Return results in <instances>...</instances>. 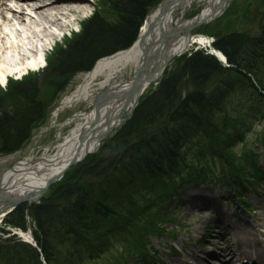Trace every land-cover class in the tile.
Masks as SVG:
<instances>
[{"label": "trees", "instance_id": "1", "mask_svg": "<svg viewBox=\"0 0 264 264\" xmlns=\"http://www.w3.org/2000/svg\"><path fill=\"white\" fill-rule=\"evenodd\" d=\"M159 2L103 0L82 30L68 37L50 57L44 73L59 81L50 84L53 93H60L65 80L90 71L97 61L129 49ZM214 48L225 55L229 67L204 51L186 55L178 70L165 74L156 91L140 102L123 128L122 143L134 145L121 159L102 164L99 158L91 162L94 158L88 157L52 187L48 200L27 209L21 206L4 220L6 227L26 231L30 218L41 252L15 236L0 238V264H44L42 257L47 264L95 260L109 250L115 236L125 233L135 240L128 245L131 251L150 264H160L145 246L150 233L157 231L147 229L141 234L139 225L167 223L170 201L178 195L176 186L200 185L214 176V158L230 169V186L248 208L241 178L248 174L259 182V157L247 151L243 167H237L232 146L242 140L245 126L240 129L235 118L225 115V106L239 87L262 96L264 30L259 38L219 33ZM38 79L31 76L0 90V151L19 150L33 128L47 119L50 103L35 98ZM251 109L256 113L258 104ZM193 145L196 163L190 157Z\"/></svg>", "mask_w": 264, "mask_h": 264}, {"label": "bare ground", "instance_id": "2", "mask_svg": "<svg viewBox=\"0 0 264 264\" xmlns=\"http://www.w3.org/2000/svg\"><path fill=\"white\" fill-rule=\"evenodd\" d=\"M226 2L227 0H161L147 16L139 37L129 49L103 58L90 71L81 73V81L69 90L53 111L50 127L55 130L56 141L35 150L28 158L2 173L0 215H3L0 216V222L3 220L4 223L6 218L8 209L2 211L5 207L12 209L14 202L37 199L71 164L81 159L84 162L88 157L99 153L105 133L119 127L125 116L135 112L140 104L137 102L150 89L159 86L175 58L194 46H199L201 50L211 51L223 60L215 57L220 63L229 66L225 55L211 45V38L198 35V32L193 33L219 18L225 12ZM97 4L101 5L96 0H38L36 4L21 5L15 0H0V82L5 84L6 79L11 76L24 79L44 73L49 66L50 54L60 45L58 39L61 37L57 32L63 33L82 26L85 18L80 19L81 15L92 14L91 11ZM197 4L204 5V9L195 18L186 20L187 13ZM31 6L40 8L32 10ZM187 29L190 36L185 34ZM167 59L171 61L163 70ZM134 87L138 91L131 94ZM83 106L85 110L81 109ZM64 113L69 115L64 122H60ZM114 144H109L105 157L99 158L102 164L111 161L115 155H120L114 150ZM129 144L130 147L134 145L129 142L122 146L126 148ZM4 201L8 203L5 204ZM41 202H27L29 204L24 208ZM194 202L197 206L202 204L215 209V216H212L211 221L220 230L223 241L233 231L240 234L241 231L237 228L239 225H244L243 231L254 230L256 227L244 215L239 217V214L234 217V224L202 196L195 197ZM3 232L1 236L6 235ZM19 235L25 241L33 242L29 233L21 232ZM238 247L244 250L238 242L227 248L225 254L229 263L264 264V255L256 256L252 253L251 249L254 247L249 246L248 249L252 254L244 250V255L238 253ZM206 257L211 258L209 255ZM215 257L216 254L213 258Z\"/></svg>", "mask_w": 264, "mask_h": 264}, {"label": "rangeland", "instance_id": "3", "mask_svg": "<svg viewBox=\"0 0 264 264\" xmlns=\"http://www.w3.org/2000/svg\"><path fill=\"white\" fill-rule=\"evenodd\" d=\"M96 2L102 4L103 0H96ZM159 3L155 5L151 13L156 9ZM203 9L204 5H195L187 13L185 19L191 20L195 18V16L201 13ZM93 11H96V7ZM255 11L264 13V0H231L229 6L225 12L219 16V18L213 20L210 25H205L199 29H196L193 31V33L198 32V35H204L214 41L216 40V36L219 33L225 35L230 32L242 33L250 37L259 38L262 34V31L264 30V16H257L254 13ZM93 13L81 15L80 19H90L92 15H95ZM111 19H113L112 16ZM70 30L71 29L63 33L57 32L59 33V37H61L58 39L60 45L63 46L68 37L73 38L74 34L80 32L82 30V26H76L75 28H72L71 31ZM200 48L201 47L199 46H194L182 56L175 58L170 63L166 74L178 70L182 59L185 58L186 55L201 51ZM54 52H56L55 49L50 54L51 57L53 56ZM222 65L227 66L225 64ZM81 73L85 72L77 73L73 77L65 80L66 82L63 83L65 87L58 94H54L52 88L50 87L51 83L59 84V81L55 79L53 74L42 73L36 74L35 76L32 75L33 78H38L39 76V88L35 96L36 100L50 103L47 119L43 124H39L37 127L33 128L29 140L19 150L11 153L2 150L0 151V177L2 176L3 172L13 167L21 160L28 158L31 153L36 152L46 145L53 144L56 141L55 130L50 127L53 111L56 109V106L60 103L62 98L67 95L69 90H71V88L81 81ZM28 77H24V79L13 77V79L9 78V81L10 83L20 82ZM250 82L251 84L256 85L254 79H251ZM247 84L248 88L250 89L251 86L248 81ZM158 87L159 86H155L146 94H144V96L139 100V103L144 98L150 96V93H154ZM258 102H260V104ZM15 103H18V101H15ZM252 104L253 106L256 104L259 106V109L255 111L256 113H253L254 111L251 109ZM81 109L85 110L84 106L81 107ZM225 111V115L236 119L237 123L241 126L240 129L245 126L243 134L241 135L242 140H238L232 146V149L237 154V167H243L245 162L244 155L247 151H251L250 155L259 157L258 164L260 168V174L258 173L257 175L261 178L259 179L258 184L252 180L250 175L245 174L246 183L243 186L246 189L244 194L245 198H247L249 202V206L248 208H243L239 204L238 200L233 198L234 190L233 187L230 186V175H228L230 169L227 168V166L223 168V166L219 164L220 160L214 158L213 162H215L214 164L216 167L214 176H209L208 179L203 180V183L200 185L189 183L176 186L175 190L178 195L174 197L172 201H170L171 205L170 208H168L169 221L167 223L160 224L159 221H157L154 227L145 225V223L139 225L141 234L146 233L147 229H149L148 232H153L155 230L157 231V234H155V232L153 234L150 233V236L148 237V241L151 244H149L147 241L145 242L148 253L154 256L157 263L159 261L160 264H231L227 260V254H225V252L228 247L233 245L234 242H238L246 251L250 249L249 246L254 247L251 250H253L252 253L256 256L258 254L264 255V92H262V96L257 95V97H255L253 94H251V92H247L244 88L239 87L235 94L230 95L227 106H225ZM134 113L125 123L112 130L105 137V139L102 141L100 152L92 156L94 159L91 162H94V160L96 161L98 158H103V153L109 149V144H117L118 142L122 144L120 139L121 135H123L122 130L131 121ZM68 115L69 113H64L60 118V122H64ZM126 117L127 116H125V118ZM238 130L239 129L237 127L236 131ZM190 148V157H192L193 162L196 163L198 162V157L191 153L196 149L195 145L190 146ZM123 155H116L113 159L119 160L123 157ZM206 160L208 161V159ZM113 162L114 161L111 160L108 161L107 164H111ZM74 168L75 167L71 168L68 173ZM247 180L250 182V185L249 182L247 183ZM51 190L52 187L45 194V199L41 201L48 200L50 193L52 192ZM199 196H202V198H205L206 201L211 202L221 214L232 220L233 223L234 217H236L238 214L239 217L244 215L245 219L253 224V227L256 226L254 227L255 229L243 231L244 225H239L237 228L240 229L241 233L238 234L237 232L233 231L230 237L225 238L223 241L222 238H220V230L217 229L211 221L212 216H215V209L209 208L208 206L202 204L197 206V204L194 202V198ZM26 204L22 205V207H25ZM158 208L160 209V206H158ZM34 225L35 224L32 222V220L28 218L27 230L24 231L17 228L6 227L2 220L0 222V238L5 240L8 237L15 236L20 240L21 236L19 233L23 232L29 233V235L32 237V240L35 241L33 237ZM2 231L9 232L10 234H7L3 237L1 236ZM125 234V236H115L109 250L100 258L95 260H86L75 264H150L144 259L142 255H138L136 251L133 252L130 250L128 245H133L135 240L133 239L132 235L127 233ZM139 235H137V237ZM21 241L24 243L27 242L24 239H21ZM26 244L32 246L35 249L38 248L31 243ZM244 250L241 247L237 248L238 253L242 255L246 253ZM250 252L251 251H248V254ZM214 254H216L215 258H213ZM206 255H209L211 258L206 257ZM150 259L151 258L149 257V260ZM23 261L24 260H22L21 263ZM44 264H47L46 261Z\"/></svg>", "mask_w": 264, "mask_h": 264}, {"label": "water", "instance_id": "4", "mask_svg": "<svg viewBox=\"0 0 264 264\" xmlns=\"http://www.w3.org/2000/svg\"><path fill=\"white\" fill-rule=\"evenodd\" d=\"M230 0H227V2H226V4H225V6H224V10H226L227 9V7L229 6V2ZM257 16H264V13H261V12H259V11H255L254 12ZM189 31V29H187V30H185V34L187 35V36H190V33L188 32ZM216 57L220 60V61H223L222 59H220L217 55H216ZM172 59V58H171ZM169 59H167V62H166V64L164 65V67H163V70H165L166 68H167V66L169 65V63H170V61H168ZM173 60V59H172ZM138 91V88L137 87H134L133 89H132V91H131V94H133V93H135V92H137ZM143 94V93H142ZM137 103H139V101L137 102ZM137 106H138V104H137ZM133 112H131L121 123H120V125H122L125 121H127L129 118H130V115L132 114ZM119 125V126H120ZM112 131V129H109L106 133H105V135H104V137H106L110 132ZM101 141H103V140H101ZM131 145L129 144L128 146H126V148H124L123 146H122V144H120L119 142L117 143V144H115V145H113V148H114V150L115 151H117V153L118 154H120V155H122L124 152H126L127 150H128V148L130 147ZM107 153L105 152V153H103V156L105 157V155H106ZM82 160V159H81ZM81 160H79V161H81ZM78 161V162H79ZM83 161V160H82ZM81 161V162H82ZM78 162H76V163H73V164H71L70 166H69V168H68V170L66 171V172H63L62 173V175L60 176V178L59 179H57V180H55V181H53V182H51L49 185H48V188H45V190L44 191H42L40 194H39V196H38V198L37 199H33V200H25V201H23V202H14L12 205L14 206L12 209L11 208H9V207H5L2 211H5L6 209H8V210H6L7 212V214L5 215V216H7V215H9V213L12 211V210H14L15 208H18L20 205H24V204H26L27 202H31V201H33L34 203H39L41 200H43V199H45V194L48 192V190L56 183V182H58L59 180H61L64 176H65V174L72 168V167H75V166H77L76 164L78 163ZM80 162V163H81ZM79 164V163H78ZM4 203L6 204V203H8V201H4ZM1 211V212H2ZM3 214L1 213V215L0 216H2Z\"/></svg>", "mask_w": 264, "mask_h": 264}, {"label": "flooded vegetation", "instance_id": "5", "mask_svg": "<svg viewBox=\"0 0 264 264\" xmlns=\"http://www.w3.org/2000/svg\"><path fill=\"white\" fill-rule=\"evenodd\" d=\"M116 156V155H115ZM115 156L114 157H112V158H115Z\"/></svg>", "mask_w": 264, "mask_h": 264}]
</instances>
